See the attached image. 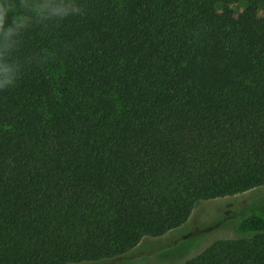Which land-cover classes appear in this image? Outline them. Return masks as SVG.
I'll return each mask as SVG.
<instances>
[{"label": "trees", "instance_id": "16d2710c", "mask_svg": "<svg viewBox=\"0 0 264 264\" xmlns=\"http://www.w3.org/2000/svg\"><path fill=\"white\" fill-rule=\"evenodd\" d=\"M0 11V264L135 256L200 202L264 193V0ZM193 252L264 264V213Z\"/></svg>", "mask_w": 264, "mask_h": 264}, {"label": "rangeland", "instance_id": "374dc122", "mask_svg": "<svg viewBox=\"0 0 264 264\" xmlns=\"http://www.w3.org/2000/svg\"><path fill=\"white\" fill-rule=\"evenodd\" d=\"M243 8L234 6V12L239 14ZM250 193L232 199L200 202L196 204L189 222L174 234L142 245L140 248L143 250L135 256L127 255L103 264H179L190 252L204 248L207 243L236 236L237 224L253 211L264 213V205L258 208L251 206L255 197L256 202H263L264 193L255 196ZM141 255L143 257L137 259Z\"/></svg>", "mask_w": 264, "mask_h": 264}, {"label": "clouds", "instance_id": "9594fccd", "mask_svg": "<svg viewBox=\"0 0 264 264\" xmlns=\"http://www.w3.org/2000/svg\"><path fill=\"white\" fill-rule=\"evenodd\" d=\"M21 4L23 3V0H20ZM4 14L3 11H0V24L3 23Z\"/></svg>", "mask_w": 264, "mask_h": 264}]
</instances>
